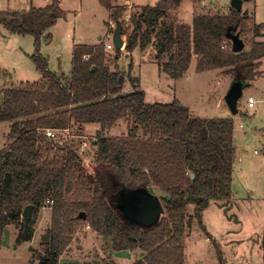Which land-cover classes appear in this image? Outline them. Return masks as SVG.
Returning <instances> with one entry per match:
<instances>
[{
	"label": "trees",
	"instance_id": "obj_1",
	"mask_svg": "<svg viewBox=\"0 0 264 264\" xmlns=\"http://www.w3.org/2000/svg\"><path fill=\"white\" fill-rule=\"evenodd\" d=\"M183 1L141 6L125 23L126 7L119 0H98L108 23L120 24L125 50L152 47L159 71L171 79L182 77L195 56V72L226 70L232 83L248 87L261 74L264 41L255 38L264 36L263 25L232 7L226 14H194L191 24L175 22L170 14ZM59 4L52 0L43 8L8 12L0 23L10 33L31 35L39 45L63 16ZM228 29L248 42L246 50L231 51ZM118 52L111 60L102 40L76 44L70 74L58 76L36 51L31 59L42 79L1 91L0 122L8 124L9 145L0 150V245L8 225L17 230L16 244L30 242L35 215L47 206L50 222L41 236L39 264H100L60 262L81 224L109 238L112 252H139L132 264H184L188 205L195 206L198 217L209 200L231 198L233 119L193 116L178 100L147 103L137 84L122 93L125 77L116 63ZM120 121L126 122V134L107 135ZM88 125L97 126L90 142L91 173L79 153L81 140L60 144L44 132L75 126L74 135L81 137ZM138 189L166 195L160 197L163 213L151 227L131 223L118 208L121 194ZM27 204L34 208L25 225L21 212ZM79 212L85 220L78 219ZM260 247L264 254V232Z\"/></svg>",
	"mask_w": 264,
	"mask_h": 264
},
{
	"label": "rangeland",
	"instance_id": "obj_2",
	"mask_svg": "<svg viewBox=\"0 0 264 264\" xmlns=\"http://www.w3.org/2000/svg\"><path fill=\"white\" fill-rule=\"evenodd\" d=\"M157 1L119 0L118 3L126 7L123 19L128 23L132 10L141 6H154ZM230 1L213 3L212 0H184L177 13L171 12V20L190 24L196 13L226 14L231 7ZM240 1L242 12H246L253 22L263 25L264 33V0ZM51 2L0 0V16L8 12L43 8ZM59 8L63 16L50 27L48 39H42L39 45L34 44L31 35L10 33L0 23V94L3 89L37 83L42 79V74L31 59L36 51L46 59L48 69L61 76L70 74L74 45H93L102 40L113 46L115 25L113 28L111 22L108 23V13L98 0H60ZM175 14L181 21L174 18ZM255 40L262 41L264 36H258ZM244 44L246 50L248 42L244 40ZM124 46L119 49L116 62L125 77L122 93L132 92L135 89L133 85L137 84V89L143 91L147 103L178 100L193 116L211 118L230 115L234 121L235 157L232 160L231 191L235 198L232 197L228 202L209 200L198 217L194 214L195 206L188 205V224L182 239L184 264H264V254L260 247L264 232V102L258 101L264 99V58L260 67L262 76L257 87L243 89L237 102V113L233 115L224 102V96L232 85L231 76L226 70L195 72L196 59L193 56L185 76L183 74V78L171 79L159 71L153 60L152 47L128 53ZM115 51L113 46V50L107 52L111 60ZM249 95L257 100L255 109H247ZM96 128V125H88L80 137L74 135L76 128L73 126L66 137L75 145L80 144V140L86 145L79 149V153L83 155L84 168L88 173L93 169L89 162L92 154L90 142ZM7 131L8 124L0 122V150L9 145L5 138ZM106 134L125 135L126 122H118ZM151 192L159 199L166 197L158 189ZM34 221L32 240L21 244L15 243L17 230L14 226L5 227L0 245V264H39V257L43 254L41 236L50 222V208L45 206L39 209ZM135 256L139 258L141 254L135 253ZM135 256L127 252H112L109 238L98 236L88 225L81 224L71 244L60 257V262L97 260L101 261L100 264L104 261L108 264H132L131 260Z\"/></svg>",
	"mask_w": 264,
	"mask_h": 264
},
{
	"label": "water",
	"instance_id": "obj_3",
	"mask_svg": "<svg viewBox=\"0 0 264 264\" xmlns=\"http://www.w3.org/2000/svg\"><path fill=\"white\" fill-rule=\"evenodd\" d=\"M230 5L234 9H241L242 3L240 0H231ZM226 38L229 40L232 52L239 53L244 50L245 44L238 34H233L230 29H228ZM112 41L116 50L124 46L120 24H116L113 30ZM241 95L242 83L237 81L232 83L230 89L224 96V102L233 115L237 113V102ZM190 176L191 178L193 177L192 174ZM121 195L124 198L123 201L120 202L118 208L131 223L141 227H151L158 222L163 213V207L160 199L156 195L152 194L147 189L133 190L127 192L125 195ZM33 208L32 204H27L22 209L21 219L25 225H27L31 219ZM77 217L81 220H85L86 218L84 212H79Z\"/></svg>",
	"mask_w": 264,
	"mask_h": 264
},
{
	"label": "built area",
	"instance_id": "obj_4",
	"mask_svg": "<svg viewBox=\"0 0 264 264\" xmlns=\"http://www.w3.org/2000/svg\"><path fill=\"white\" fill-rule=\"evenodd\" d=\"M220 0H212L213 3H217L219 2ZM113 28H114V23L111 22L110 23ZM116 26V25H115ZM225 45H223L222 47H224ZM104 50L106 52H109V50H113V46L112 44H109L107 42H104ZM86 58V57H85ZM255 105V100L253 97L249 96L247 98V108L249 109H252ZM239 127L240 128H243L242 124H239ZM45 136L48 138V139H53L54 141L56 142H59L60 144L64 143L66 137L69 135V130L68 129H63V130H51V129H46L45 131ZM67 140V139H66ZM86 145L84 143H81L79 145V149H83ZM255 153H257L255 151Z\"/></svg>",
	"mask_w": 264,
	"mask_h": 264
},
{
	"label": "crops",
	"instance_id": "obj_5",
	"mask_svg": "<svg viewBox=\"0 0 264 264\" xmlns=\"http://www.w3.org/2000/svg\"><path fill=\"white\" fill-rule=\"evenodd\" d=\"M242 3V2H241ZM127 4H129V3H127ZM205 3H203L202 5H204ZM194 8H196V7H194ZM197 9V8H196ZM177 11H178V8H177V10H176V13H177ZM197 11V10H196ZM241 11H242V5H241ZM175 12V11H174ZM197 14V13H196ZM174 18L176 19V20H179V21H181V19L178 17V15L177 14H175L174 15ZM191 20H192V18H191ZM181 23H184V22H182L181 21ZM186 24V23H185ZM190 24H191V22H190ZM256 24H259V23H257L256 22ZM262 41H264V40H262ZM261 63H262V60H261ZM261 67V66H260ZM214 71V70H213ZM216 72H217V70H216ZM184 76H185V73H184ZM184 76H182L181 78H183ZM260 76H262V74H260L258 77H256L254 80H252V81H250L249 82V86L247 87V89H251V88H254L255 89V87H257V82L260 80ZM178 79H180V78H178ZM244 89V88H243ZM243 89H242V92H243ZM249 96H251V97H253V95H249ZM255 100V99H254ZM257 100H255V102H256ZM258 101H260V102H264V99H262V98H260ZM256 104V103H255ZM247 105V104H246ZM247 109H249V108H247ZM252 109H255V105H254V107L252 108ZM224 117H229L230 118V115H226V116H224ZM233 147H234V153H233V159H234V157H235V145H234V140H233ZM232 197H234L235 198V196H233V192H232V194H231V198L230 199H232ZM121 252H127V253H129V254H132L133 256H135V253H139V252H128V251H121ZM136 257V256H135ZM133 258V260L134 259H136V258ZM133 260H131L132 262H133Z\"/></svg>",
	"mask_w": 264,
	"mask_h": 264
},
{
	"label": "flooded vegetation",
	"instance_id": "obj_6",
	"mask_svg": "<svg viewBox=\"0 0 264 264\" xmlns=\"http://www.w3.org/2000/svg\"><path fill=\"white\" fill-rule=\"evenodd\" d=\"M121 201H123V199Z\"/></svg>",
	"mask_w": 264,
	"mask_h": 264
}]
</instances>
